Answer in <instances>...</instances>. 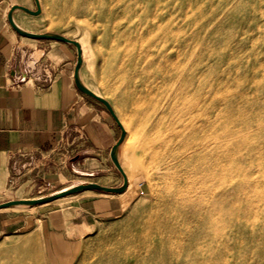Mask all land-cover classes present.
I'll list each match as a JSON object with an SVG mask.
<instances>
[{
  "label": "rangeland",
  "instance_id": "374dc122",
  "mask_svg": "<svg viewBox=\"0 0 264 264\" xmlns=\"http://www.w3.org/2000/svg\"><path fill=\"white\" fill-rule=\"evenodd\" d=\"M40 1L39 25L79 41L83 81L127 129L119 159L141 192L74 259L20 232L0 240V264H106L135 238L132 264H264V0ZM186 143L196 196L168 220Z\"/></svg>",
  "mask_w": 264,
  "mask_h": 264
},
{
  "label": "crops",
  "instance_id": "0c3cea01",
  "mask_svg": "<svg viewBox=\"0 0 264 264\" xmlns=\"http://www.w3.org/2000/svg\"><path fill=\"white\" fill-rule=\"evenodd\" d=\"M13 3L34 5L0 0V201L82 180L119 185L109 158L118 127L102 104L73 84L74 47L16 33L6 19ZM30 17L13 13L27 30L54 31L39 25L40 13ZM72 173L83 179L64 184ZM140 192L135 183L120 193L85 190L62 201L0 208V240L35 232L49 257L72 260L98 220L117 216Z\"/></svg>",
  "mask_w": 264,
  "mask_h": 264
},
{
  "label": "water",
  "instance_id": "95a60500",
  "mask_svg": "<svg viewBox=\"0 0 264 264\" xmlns=\"http://www.w3.org/2000/svg\"><path fill=\"white\" fill-rule=\"evenodd\" d=\"M34 6L33 8H30L26 5L20 4V3H13L11 4L6 12V19L9 24V26L18 34L22 36H26L29 38H35V39H53L58 40L67 44H70L74 47L75 52V61L72 69V80L73 84L79 90L81 93L85 94L88 97H91L92 99L96 100L100 104L104 106V108L107 110V112L112 117L114 123L118 127V136L116 137L115 141L112 143V145L109 148V158L112 162L114 168L119 173L121 177V182L119 185L111 186V185H105L101 184L96 181L92 180H82L78 182H74L72 184L60 187L58 189H55L53 191L40 194L38 196L34 197H24V198H12L0 201V208L4 207H24V206H35L43 203H48L53 200L76 194L85 190H94L104 193H120L123 190L126 189L128 185L127 175L125 171L123 170L120 159H119V150L121 142L124 139L125 136V129L119 120L117 114L115 113L112 105L110 102L101 94L95 92L93 89H91L89 86L85 84V82L82 79L81 76V65H82V52H81V45L78 40L68 37L62 33L56 32V31H43V32H35L27 30L20 25H18L14 18L13 13L16 10H19L23 13H26L28 15H37L41 12V6L39 3V0H33ZM80 174H87L85 172H80Z\"/></svg>",
  "mask_w": 264,
  "mask_h": 264
},
{
  "label": "bare ground",
  "instance_id": "6f19581e",
  "mask_svg": "<svg viewBox=\"0 0 264 264\" xmlns=\"http://www.w3.org/2000/svg\"><path fill=\"white\" fill-rule=\"evenodd\" d=\"M39 3L41 4L40 0H39ZM21 15H26V13L21 12ZM152 25H155V23H153ZM196 69H197V77H198L200 75L199 74V67H197ZM84 82L87 86H89L95 92L99 93L92 86H90L86 81H84ZM99 94H101V93H99ZM122 125H124V124L122 123ZM123 127L126 131L125 136H127V129L125 128V126H123ZM184 131H185V129H184ZM186 142H189V141H186ZM186 144H187L186 147H184V149L182 150V156H181L182 158L178 160L180 164H183L185 166V169L183 171L184 179L179 184L178 188L175 191H173L170 199H168L164 203L165 213H168V215H167L168 220L173 219V220L177 221V220H181V219L186 218L187 213L189 212V209L192 206V202L194 201V198L196 196V189L194 188V185L192 184V181H191L192 179L190 176L191 173L189 172V169L191 168L189 160L192 157V155L195 154V152L197 151V148L192 146L189 143H186ZM150 153H151V151H150ZM154 153L156 154L155 151H154ZM137 161H139V160H137ZM121 166H122L123 170L125 171L122 164H121ZM125 173H126V171H125ZM127 180H128V185H130L131 181H130L128 176H127ZM155 226L157 227V223L155 224ZM136 241H137L136 238L130 239V240H128V239L123 240L121 242V244L114 251H112V253H110L109 261L106 264H114V263L115 264H132L134 262L135 256H136V246H137Z\"/></svg>",
  "mask_w": 264,
  "mask_h": 264
}]
</instances>
